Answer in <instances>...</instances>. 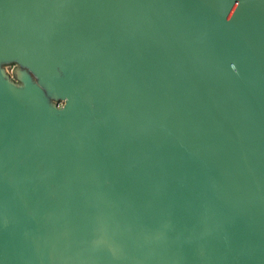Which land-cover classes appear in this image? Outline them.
Listing matches in <instances>:
<instances>
[{
	"label": "water",
	"instance_id": "water-1",
	"mask_svg": "<svg viewBox=\"0 0 264 264\" xmlns=\"http://www.w3.org/2000/svg\"><path fill=\"white\" fill-rule=\"evenodd\" d=\"M0 264H264V0H0Z\"/></svg>",
	"mask_w": 264,
	"mask_h": 264
}]
</instances>
